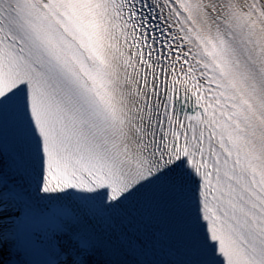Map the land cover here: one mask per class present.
<instances>
[{"label": "snow or ice", "instance_id": "6c2138e0", "mask_svg": "<svg viewBox=\"0 0 264 264\" xmlns=\"http://www.w3.org/2000/svg\"><path fill=\"white\" fill-rule=\"evenodd\" d=\"M0 264H264V0H0Z\"/></svg>", "mask_w": 264, "mask_h": 264}]
</instances>
